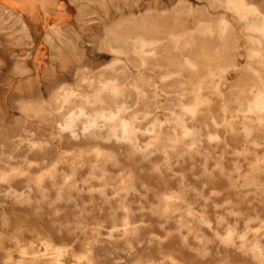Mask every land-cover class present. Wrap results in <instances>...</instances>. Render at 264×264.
Listing matches in <instances>:
<instances>
[{
	"label": "rangeland",
	"instance_id": "374dc122",
	"mask_svg": "<svg viewBox=\"0 0 264 264\" xmlns=\"http://www.w3.org/2000/svg\"><path fill=\"white\" fill-rule=\"evenodd\" d=\"M248 1L258 5L264 13V0ZM215 3L213 0H0L1 164H6L5 160L11 156H14L13 160H17V148L24 144V138H33L36 141L39 135H45L41 137V150L27 154L33 169L37 167L39 173L48 177V173L55 175L58 172L56 168L61 170L72 164L74 174L80 175V178L86 177V165L93 154L83 152L81 147L64 144L62 142L66 140L60 142L55 135H51L58 127L60 113L64 112L54 110L55 87L60 84L68 89L86 91L87 81L80 80L82 76L90 79L98 74L105 77L115 76L117 83L121 85V94L113 97L115 100L128 101L126 116L132 113L139 116L140 119L136 122L139 127L154 123L157 126L156 133L159 134L161 128L168 123L171 130L174 121L169 115L174 110L176 114L186 118L187 124L197 123L203 117L208 118L205 132L218 136V141H210V145L208 141L205 142L208 154L211 153L206 161L200 155L180 160L175 154L169 155L170 161H165L156 151L147 154L146 158H141L138 154L112 155L108 151L104 152L105 156L102 152L100 155L103 157L99 156V161L107 158L114 161V157L119 158L120 164L124 166V174L127 172L128 178L129 175L133 176L139 187L147 190L140 201H135L137 203L118 206L94 201L90 204L87 202L90 198L98 199V196H102L98 185H91L88 191L81 193L88 204L60 200L54 195L49 197L51 200L48 202L43 199L40 202H31L30 205L15 204L1 191L3 188L0 189V264H263L261 257L251 259L249 256L235 254L232 251L238 247L235 239H226L224 234H201L199 237L200 234L197 233H177L173 228L174 222L167 220L171 213L162 206L156 208V212L153 210L155 194L163 198L164 193L171 188L178 189L186 198L190 197L189 188L176 181L178 175L185 174L191 184H197L206 197L210 198L207 209L210 218L213 216V221L230 222L232 229L236 231L245 223L253 229L256 228L257 219L253 212L264 218V185L251 184L244 176L237 178V175H232L235 172L232 164L243 161L240 165L244 172L246 166L254 164L258 157L264 158V118L258 121L255 113L244 111L247 102L262 88L260 84L264 82V63L262 57L250 53L249 33L243 21L240 22L241 19L228 6L229 10L222 8L219 2L217 5ZM221 16L227 17L231 22V36L238 41L231 49L227 48V64L230 65L227 72H216L210 87L203 90L200 97L194 96L195 89L191 88L192 83L188 82L183 71L177 72L178 76L175 74L171 79L163 81L159 77L160 69L171 68V62L181 61L189 51H209L210 59L215 63L217 59L213 55L214 51L217 46L222 48L221 41H217L218 38L215 37L217 33L203 37L205 34L196 32L194 27L202 20L204 24H211L216 28ZM166 31L191 33L196 43L192 44L191 49L183 50L182 43H179L177 50L173 49L170 47L173 43L166 39ZM137 38H146V44L156 39L153 44L144 47L146 52L152 49L154 54H145L147 58L140 56V42ZM254 46L258 47V44ZM259 49L264 52V42ZM198 61L202 62L200 59ZM249 69H255L258 73L250 72ZM170 83H175L177 89L168 88ZM182 83L190 88L179 89L184 86ZM178 94L182 96L179 97ZM197 102H200V106ZM203 105L205 107H201ZM185 106L194 107L195 114L186 112L183 108ZM210 118L215 119L219 127L212 125ZM222 120L227 122V129L221 126ZM245 127L251 134L246 140L243 132ZM140 132L138 131L139 134ZM52 145L58 147L54 153H51ZM241 146L249 149V153L242 157L237 155ZM68 150L76 152L71 153ZM126 159H133L135 162L131 170L128 166L130 162ZM204 162L206 170L202 168ZM165 164L170 165L171 170H166ZM193 164L194 167L191 168ZM118 167V164L115 168L110 166V172L106 174H118ZM230 173L234 179L228 177ZM24 174H14L20 176L19 178L10 176V184L17 194L22 188L19 182L27 175L33 179L38 173L35 170ZM257 174V181L264 183V169H259ZM128 178H125L126 182ZM164 178L168 181L163 186L158 182ZM235 179L238 182L233 184ZM40 187L41 194L43 192L44 195V182ZM194 206L197 209L202 208L200 205ZM229 210L239 213L236 220L230 214L227 215L226 211ZM125 222L137 227L129 253L122 251L118 242L110 243L103 239L107 230ZM235 222H238L237 225ZM101 237L103 245L100 242ZM198 238L209 243L214 251L222 250L218 243L227 240L229 251L214 255L211 250L202 257L194 249L197 242L195 240Z\"/></svg>",
	"mask_w": 264,
	"mask_h": 264
},
{
	"label": "bare ground",
	"instance_id": "6f19581e",
	"mask_svg": "<svg viewBox=\"0 0 264 264\" xmlns=\"http://www.w3.org/2000/svg\"><path fill=\"white\" fill-rule=\"evenodd\" d=\"M213 1H215L216 3L219 2L220 5L222 6V8H225L227 10H229L227 8V6H228L236 15H238V17L241 19L240 22L243 21L242 23H244V26L249 33L248 37H249V41L251 44V48H250L251 52L250 53L253 52L256 56L258 55L259 57H262L261 60H262V63H264V52H262L261 49H259V46L264 42V13L260 9V7L258 5L251 3L248 0H213ZM206 9L207 8H205V10ZM201 14H203V13H201ZM217 23H218L217 27L214 28L213 25L207 24V23L204 24L202 22V20H199L197 23V26L194 27V30L196 32H200V34L201 33L205 34V35H203V37L206 36V34H208L209 36H212L214 32L217 33V35H215L216 33H214V35H215V37L218 38L217 41L218 40L221 41L222 48L217 46L215 51L212 49L214 51L213 55L215 57V60L217 59L214 64L210 59L211 57H210L209 51H204L203 49H201L198 53L189 51V54H185L181 61H179L177 59L178 61L171 62L170 63V65L172 66L171 68H165L163 70L161 68L159 71V77L161 79H163V81H165V79H169V78L171 79V77H173V75H175V74L177 75V72L183 71L186 73V77H187L188 82L192 83L190 85V86H192L191 88L193 90L195 89L194 96L200 97V95L203 94L201 92L203 90L205 91V89L210 87V85H211L210 82L212 80V77L214 75H216V72H219L220 74H221V72L223 73L224 71L227 72L226 70L230 66L227 64V62L229 63V61H227V48L231 49L232 45L235 44L237 40H236V37L231 36V29L233 27H232L231 22L227 19V17L221 16L218 19ZM22 28H23V26H22ZM106 30L108 31L109 29H106ZM129 30H131V29H129ZM166 34H167V37H166L167 41L169 43L170 42L173 43V45L170 46L173 49L178 48L179 43L180 44L182 43L181 48H183V50L191 49L193 47L192 44L194 45L196 43V39L193 37V35L191 33L187 34L184 32L176 33L174 31H166ZM197 34H199V33H197ZM144 39H146V38H144ZM144 39L137 38V40L140 42V45L138 44L139 45L138 46L139 55L140 56L144 55V57H145V54H147V53L149 55H153L154 51L152 49L150 51L146 52L144 50V47L148 44L149 45L153 44L156 39H152L147 44L145 43ZM256 43L258 44V47L254 46ZM118 45H120V44H118ZM156 48H157V46H156ZM181 48H180V51H181ZM113 51H114V49H113ZM172 51H174V50H172ZM180 53H182V51ZM144 57H143V60H144ZM145 58H147V57H145ZM198 59L202 60V62L198 61ZM232 65H233V63H232ZM250 65H252V64H250ZM248 71L253 72V73H258V71L255 69H249ZM224 75H225V73H224ZM221 76H223V74ZM182 77H183V75H182ZM254 78H256V77L254 76ZM178 79H179V77H178ZM80 80L87 81L86 85H85L86 91L80 92L77 90L68 89V88H66L60 84L57 85V87H55L56 88V95L54 97V110L57 112L64 110V112L60 113L61 114L60 119L57 122L58 127H57L56 131H54V130L52 131L51 135L52 134L55 135L59 139L60 142L66 140V142H62L64 144L69 143L71 145L81 147V148H83L82 149L83 152H85L87 154H91V155L93 154V156L91 157V159L89 160V162L86 165V169L88 170L86 177L80 178V175L74 174L73 173V171H74L73 166L71 163H69L71 165H66L65 169L61 168V170H60V169L56 168V170L58 172L55 175L48 173V177H46L47 175L43 176L41 173H39L40 170L38 171L37 167H36V169H33L31 164L29 163V159H28L27 154L30 153L31 151L41 150L40 149L41 145H42L41 139H43L41 137H44L45 135H39L38 136L39 139H37L36 141L33 138H24L23 137L26 141L24 142V144L21 147H19V149L17 148V150H18V155L16 156L17 160H13L14 156H11V157L7 158V160H5L6 164L3 165V164H1L2 159L0 157V189L3 188L1 191L5 194V196L7 198L10 199L11 202H13L15 204H23V203L27 204L28 203V205H30L31 202L36 203V202L42 201L43 199L48 202L49 200H51V198L49 199V197L51 195H54V197H57L60 200L65 199L68 202L84 203L85 199H84V197H82L81 193L85 190L88 191V189L90 188L89 186H91V185H98V186H100L99 188H101V192H102L101 195L102 196H98V197H100L98 199L90 198V200L87 201L90 204L94 201L100 202L102 204H104V203L116 204L118 206H123V205H126L128 203L130 204V202L131 203H133V202L137 203L138 202L137 200L140 201L141 198L143 197V194L147 193V190L140 188L138 183L136 182V179H134L133 176L130 177V175H129V178H128V176H126L127 172L124 174V172H123L124 169H122V167H124V166H122L120 164L119 158L114 157L113 158L114 161H112L109 158H107L103 161L102 160L99 161L98 157L99 156L103 157L100 154H103L104 152L108 151V153L112 154V155H116L118 153H122V154H125L127 156L133 155V154H138L141 158H146L147 154H151L152 151H156L161 155L162 159L165 161H168V160L170 161L169 155H171V154H175L180 160H184L186 158H194L195 155H200V156H202L203 160L206 161L208 156L211 154V153L208 154L205 142L208 141V144H209L210 141L217 140L218 136L205 132L208 128V125H207L208 124V122H207L208 118L206 119V117H203L197 123L187 124L186 118L181 117L180 115L176 114V112L173 110L171 115H169L170 113H168V115L171 117V120L174 121V123H173L174 126H171V127H173V129L170 130V128L167 126L168 125V123H167V125L163 126V128L160 127L161 133L157 134L156 133V127H157L156 124L152 123V124H149V126L144 125L143 127H139L136 124V122L140 119L139 116H137L135 113H132L130 115L127 114L128 116H126V110L128 108V101L126 99L115 100L113 97V95H116V94L120 95L121 94V91H120L121 85L119 86L115 76L105 77L102 74H98L95 78H92V79H90L86 76H82L80 78ZM183 83H184V81H183ZM183 83H182V86L184 85ZM174 84L170 83L168 88H174V89L176 88L177 89V87ZM260 85H262V88H260L258 91H256L255 95H253L254 98L251 99L250 102H247L248 104L244 108V111H246V112L255 113L258 116L257 117L258 121H259V119L261 120L262 118H264V82L263 83L261 82ZM180 86L181 85H179V87ZM184 86H186V85H184ZM184 86L179 88V89L188 90L190 88L188 86H186V87H184ZM146 87H148V86H146ZM153 92H154V90H153ZM185 92H187V91H185ZM180 95L181 94H178L179 97L182 96V95L181 96ZM189 96H192V94ZM196 101H198V99ZM203 101H206V99L205 100L203 99ZM183 102H184V100H183ZM178 103H181V102H178ZM197 103H199V106H200V102H197ZM182 104L183 103H181V105ZM205 105H203L201 107H205ZM183 108H185L186 112H189L191 115H194L196 112V109L192 106H185ZM247 114L249 115V113H247ZM168 115H165V116H168ZM199 115H201V114H199ZM209 120L212 122V125L216 124V126L219 127L218 122L215 119L210 118ZM217 120H219V119H217ZM227 121H229V120H227ZM153 122H154V120H153ZM212 125H211V127H212ZM221 126H223L225 129H227V122L222 120ZM224 128H223V130H225ZM244 130L245 131H243V132H245V134H246V137H245V140H246L247 136L251 135V134H250V131H248L246 129V127ZM138 131H141L140 134L138 133ZM46 138H48V137H46ZM250 140H252V139H250ZM22 143H23V141H22ZM212 143H214V141ZM57 149H58V147H56L55 145H52L51 153H54L55 151H57ZM62 151H64V150H62ZM82 151H80V153H82ZM214 151H216V150H214ZM0 152H1V150H0ZM69 152L73 153L76 151L72 152V150H70ZM248 153H249V149L245 148L243 146H241V148L237 150V155L241 156V157H242V155H245ZM219 155H221V154H219ZM0 156H2V154ZM105 156H106V154H105ZM252 157H255V156H252ZM246 158L247 157L245 156L244 159H246ZM259 158L260 157H258L257 160L255 159L256 161L252 160V161H255L254 164L247 165V166L245 165L246 170L244 172L241 171L242 166L240 165V163H242L243 161L240 163L238 162L239 164L238 163L236 164L234 162L235 164H232V166H233L232 169L235 172L232 175H237V178L240 176H244L246 178V180L249 181L251 184L253 183L256 185H262V184L264 185V183H260L259 181H257V177H258L257 171L259 169H264V158H262V157L260 159ZM210 159H212V158H210ZM234 159H236V158L234 157ZM126 160L128 162H130L128 164V166H130V170H131L133 168V166H134L133 164H135V162L133 161V159H126ZM215 160L213 159V161H215ZM232 160H233V158H232ZM42 163H44V162L42 161ZM116 163L118 164V166H119L118 168L120 169L119 171H117L119 173L118 174L113 173L112 175H107L106 173L110 172V170H109L110 166L115 168V166H117ZM216 163H218V162L216 161ZM66 164H67V162H66ZM50 165H52V164H50ZM165 167H166V170H171L170 165L165 164ZM193 167H194V164L191 166V168H193ZM156 168L158 169V167H156ZM202 168L204 170H206L205 169L206 168V162H204L202 164ZM184 169L188 170V168H183V170ZM35 170H37L38 174L34 175L35 177H33V179L31 176H28V175H27V177L25 176V179L19 182V185L22 186V188H21L22 192L20 191L21 193L18 192V194L15 193V190L12 188L13 187L12 184H10V176L13 175V177L19 178L20 176H18V175L14 176V174H19V175L24 176L25 172L29 174L30 172H33ZM5 171L11 172V173H6ZM4 172H5V174H4ZM241 172H243V174ZM235 173H237V174H235ZM169 175H171V174H169ZM169 175L165 174V176H169ZM232 175L230 173V176L228 174V177L230 179L231 178L234 179V176H232ZM45 177L49 178V179L46 180ZM126 177L128 178L127 182L125 180ZM177 177L178 178L176 179V181L178 183L182 184L183 186H187L189 188L190 197L186 198V197L181 195V193L178 189L171 188L169 190V192L164 193L163 198H160L157 194H155L154 202H153L155 204V206H154L155 209H153V210L156 212V210H157L156 208L162 206L165 210H167L169 213H171L170 215L166 214V215H168L167 220H171L174 222L173 228L177 233L185 234V235L197 233V234H200L199 237L201 236V234L203 236L206 234H212V235L224 234V236H227V238L225 237L226 239H229V240L235 239V242L237 243L236 245H238L237 248L232 250V251H234L235 254L249 256V257H251V259L252 258L255 259L257 256L261 257L260 260H262V263L264 264V218L257 215L256 212H253V216L257 219V224L255 225L256 228L253 229L252 226H250L248 223H245L241 228L238 227L236 231L232 229V225L230 222H227L224 220H217V219H216L217 221L215 222L211 219L213 216L210 218V213L207 209V207L210 204L209 203L210 198L206 197L205 192L203 190H200L197 187V184H191L192 182H190L188 180V178L185 174H180ZM167 181H168L167 178H164L162 180L160 179L158 183L160 185L164 186L167 184ZM234 181L235 182L233 184L238 182L237 179H235ZM43 182H44V188H45L44 195H43V192L41 194V190H40L41 189L40 185ZM95 191H96V188H95ZM135 201H137V202H135ZM163 201H164V205H162ZM51 202H53V201H51ZM87 202H85V203H87ZM233 202H235V201H233ZM237 202H238V200H237ZM230 203L231 202H228V204H230ZM140 204H142V203H140ZM194 204L200 205V206H202V208L197 209L194 206ZM161 211H164V210H161ZM237 211H239V210H237ZM226 212H228L227 215L230 214L233 217V219H235V220H236V216L239 215V213L237 214L236 211H234V210H229ZM60 213H62V212H60ZM158 213H157L158 215H161L160 212H158ZM164 215H165V212H164ZM126 219H127V217H126ZM126 219H124V220H126ZM237 223L238 222H235V225H237ZM65 224H67V223H65ZM93 224L96 227L98 226V224H96V223H93ZM96 227H94V228H96ZM98 230H100V229H98ZM136 231H137V227L135 225H133L130 222H125V223H121L120 225H114L109 231L107 230L106 231L107 234L105 235V237L103 236L104 237L103 239L104 240L106 239V241L108 240L110 243L111 242L112 243L118 242L119 245L121 246V250L129 253L130 252V246H132L131 243L135 237L134 234L136 233ZM126 233H129V234L126 235ZM167 236H168V234H167ZM98 238H100V237H98ZM98 238H97V240H98ZM184 238H183V240H186ZM204 238H206V236ZM201 239L202 238H198V240H195L197 242L195 244L194 249L196 252L197 251H198V253L200 252L201 253L200 255L202 257H205L207 254L210 253L212 248H211L209 243H207ZM231 241L233 243V240H231ZM100 242L103 245L102 237H101ZM211 244H212V242H211ZM218 244L220 246H222L221 248H223V249L222 250H215V251L212 250L214 252V255L220 254L221 251H223L225 253H227V251H229V247L227 245L228 244L227 240L226 241H224V240L220 241ZM230 245H231V243H230ZM236 245L234 247H236ZM130 257H128V258H130ZM174 260H177V259H174ZM79 263H81V262H79ZM259 263H257V264H259Z\"/></svg>",
	"mask_w": 264,
	"mask_h": 264
}]
</instances>
